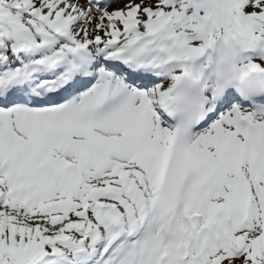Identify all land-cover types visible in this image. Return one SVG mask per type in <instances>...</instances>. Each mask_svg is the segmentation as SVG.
<instances>
[{
	"label": "snow or ice",
	"instance_id": "obj_1",
	"mask_svg": "<svg viewBox=\"0 0 264 264\" xmlns=\"http://www.w3.org/2000/svg\"><path fill=\"white\" fill-rule=\"evenodd\" d=\"M0 264H264V0H0Z\"/></svg>",
	"mask_w": 264,
	"mask_h": 264
}]
</instances>
